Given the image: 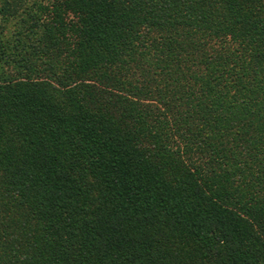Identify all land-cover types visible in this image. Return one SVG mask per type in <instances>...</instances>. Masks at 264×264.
Here are the masks:
<instances>
[{"label":"trees","instance_id":"16d2710c","mask_svg":"<svg viewBox=\"0 0 264 264\" xmlns=\"http://www.w3.org/2000/svg\"><path fill=\"white\" fill-rule=\"evenodd\" d=\"M0 264H264V0H0Z\"/></svg>","mask_w":264,"mask_h":264}]
</instances>
